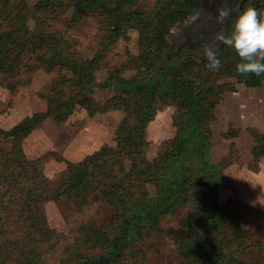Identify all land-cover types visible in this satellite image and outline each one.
<instances>
[{"label": "rangeland", "instance_id": "374dc122", "mask_svg": "<svg viewBox=\"0 0 264 264\" xmlns=\"http://www.w3.org/2000/svg\"><path fill=\"white\" fill-rule=\"evenodd\" d=\"M94 1L0 0V160L5 154L17 151L2 130L13 128L28 116L46 112L47 97L52 95V78L67 76L64 88L71 87V70L56 69L55 74H50L47 64L39 62L41 57L48 58L54 47L69 59L91 60L98 67L95 73L98 83L119 75L143 81L160 67L167 48L160 50L156 34L164 20L161 15L166 14L170 3L172 8L175 6L174 0ZM255 1L260 0H251L245 6ZM259 9L264 11V7ZM139 27L145 31L143 38ZM223 27L224 23L217 21L211 9H201L177 22L168 35L178 52L174 60L177 63L188 58L191 62V57L200 60L203 46L211 43L214 34ZM188 38L192 40L188 42ZM220 46L217 44L218 48ZM220 59L222 66L216 72L209 71L206 64L188 63L181 72L182 87L187 81L192 82L194 90L207 102L208 119L203 121V126L210 141L208 158L214 165H224L216 200L226 205L229 199H234L237 207V201L245 202L254 206L255 212L264 211V74L259 77L260 86H247V78L235 71L240 61L236 51L223 45ZM143 93L138 89L128 93L114 87L95 88L89 95L94 108L101 109L99 115L90 116L86 107L76 105L63 123L47 118L24 140L26 154L32 160L39 159V168L55 186L66 164L53 156L43 160L45 155L56 152L76 162L83 159L87 151L92 154L99 150L105 141L116 147V131L126 115L124 109L134 110V101ZM155 95L154 107L158 111L146 130L148 146L142 163L144 169L160 161L178 131L187 126L189 116L186 108L181 107L178 95L158 88ZM112 102L114 108L108 109ZM178 163L190 166L185 161ZM33 170L23 172L26 185H42L41 172ZM1 183L0 256L4 259L0 264H22L24 256L38 260L39 264H76L69 258L77 247L76 234L81 221L94 217L96 225L100 226L106 224L110 214L107 206L98 203L84 207L81 213L76 212L74 202L62 198L38 205L37 214L46 216L47 223L39 218L38 225H32L34 222L24 212L23 204L18 205V201L9 197L12 187ZM146 186L154 195L155 186L152 183ZM187 209L166 216L150 236L143 230L131 250L132 256L121 259L132 261L131 264H186L178 253V242L182 238L179 222L185 218ZM239 209L246 212L240 224L244 223L253 234L249 240L252 256L246 257L253 264H264V249L255 248L261 234V219L249 215L252 208ZM44 228L48 229L47 235L34 234L36 229ZM96 250L103 251L100 247Z\"/></svg>", "mask_w": 264, "mask_h": 264}, {"label": "trees", "instance_id": "16d2710c", "mask_svg": "<svg viewBox=\"0 0 264 264\" xmlns=\"http://www.w3.org/2000/svg\"><path fill=\"white\" fill-rule=\"evenodd\" d=\"M239 1H230V17L225 32L229 31L232 18L241 11L237 6ZM94 2L104 3L105 0ZM173 4V8L170 3L171 7H167L166 14L161 15L164 20L156 34L157 46L161 47L160 50L167 48V54L151 76L143 81L138 78L126 79L121 75L116 78L110 76L105 82L98 83L95 75L98 67L91 60L69 59L54 47L52 54L48 58L41 57L39 62L47 64L46 70L50 74H55L56 69L71 70V87L69 85V89L64 88L67 76L53 77L52 95L47 97L46 112L28 116L13 128L5 132L2 130L6 139H11L15 144L17 151L5 154L0 160V183L12 187L9 197L12 201H18V205L23 204L24 212L34 222L32 225H38L39 218L47 223L46 216L37 213L40 210L38 205L48 200L57 202L62 198L69 199L76 205V212L80 213L81 209L94 203L109 209L106 224L96 225L94 217L81 221L76 234L77 247L69 258L76 264H131L132 261L121 258L132 256L131 250L143 230H147L150 236L166 216L183 208L188 209L185 218L179 222L182 238L178 242V253L183 256L186 264H253L246 257L252 256L249 240L253 234L244 223L240 224V218L246 214L245 210L239 209L242 206L252 208L249 215L261 219V234L255 242V248L264 249V211L255 212L254 206L245 202L237 201V207L234 199H229L226 205L216 200V189L222 184L224 165H214L208 158L210 141L203 126V121L208 119L207 102L201 93L194 90L192 82L187 81L182 87L181 79V72L188 63L202 65L206 64V60L204 57L200 60L191 57V62H188V58L177 63L174 58L178 52L168 39L172 26L195 12L199 1L174 0ZM144 36L145 31L142 29L141 37ZM222 48L223 44L219 47L220 53ZM244 76L247 78V86H260L259 77L254 74ZM97 87H114L128 93L138 89L144 95L134 101V110L127 107L124 109L126 115L116 131V147L104 144L99 150L76 162L56 152H48L43 160L53 156L66 164L61 179L53 186L39 168V159L32 160L26 154L24 140L49 117L59 123L67 121L76 105L86 107L90 116L97 114L101 109L94 108L89 95ZM157 88L166 89L167 94L178 95L181 107L186 108L189 116L187 126L178 131L176 139L171 142L160 161H154L158 166L155 167L152 162L144 169L142 163L148 146L146 130L158 111L154 107ZM122 96L120 98L123 101H128V98ZM113 108L114 102L108 109ZM178 161L188 162L190 166H179ZM29 169L41 172L44 180L42 185H26V174L23 172ZM23 182L25 185H20ZM149 183L155 186L154 195L148 191L146 185ZM46 231L47 228L36 229L34 234L44 232L43 235H47ZM97 247L103 251L98 252ZM2 259L4 256H0V262ZM21 263L40 262L24 256Z\"/></svg>", "mask_w": 264, "mask_h": 264}, {"label": "clouds", "instance_id": "9594fccd", "mask_svg": "<svg viewBox=\"0 0 264 264\" xmlns=\"http://www.w3.org/2000/svg\"><path fill=\"white\" fill-rule=\"evenodd\" d=\"M223 3V0H221ZM230 16V9L220 7L217 21L221 24ZM217 44L226 45L236 51L240 61L235 66L238 74H264V11L249 6L232 18L228 32L218 31L213 41L202 48L205 67L212 72L219 71L222 64Z\"/></svg>", "mask_w": 264, "mask_h": 264}, {"label": "flooded vegetation", "instance_id": "af4514ba", "mask_svg": "<svg viewBox=\"0 0 264 264\" xmlns=\"http://www.w3.org/2000/svg\"><path fill=\"white\" fill-rule=\"evenodd\" d=\"M198 1H199V6L197 7L196 11L191 13V14H189L187 18L193 16L194 14H196L201 9H204V10H210L211 9L215 13V15L217 16L218 9L220 7H227V8L230 9V6H231V3H230L231 0H223V3H221V0H198ZM250 1L251 0H240L239 3L237 4V6L242 11L244 8H246L245 5L247 3H249ZM250 6H255L258 9L260 7H264V0L255 1V3L253 5H250ZM229 17L226 18L225 21L223 22L224 23V27H223L222 32H225V30H226V23H227ZM187 18H185V19H187ZM180 21H182V20H180ZM191 38H188V42H190L192 40Z\"/></svg>", "mask_w": 264, "mask_h": 264}, {"label": "crops", "instance_id": "0c3cea01", "mask_svg": "<svg viewBox=\"0 0 264 264\" xmlns=\"http://www.w3.org/2000/svg\"><path fill=\"white\" fill-rule=\"evenodd\" d=\"M97 115H99V113H98ZM109 137H110V136L107 137L108 140L110 139ZM108 143H110V142L105 141L102 145H104V144H108ZM111 144H112V143H111ZM89 153H91V152L87 151L85 154L88 155Z\"/></svg>", "mask_w": 264, "mask_h": 264}, {"label": "water", "instance_id": "95a60500", "mask_svg": "<svg viewBox=\"0 0 264 264\" xmlns=\"http://www.w3.org/2000/svg\"><path fill=\"white\" fill-rule=\"evenodd\" d=\"M243 2H244V1H243ZM243 2H242V3H243Z\"/></svg>", "mask_w": 264, "mask_h": 264}]
</instances>
